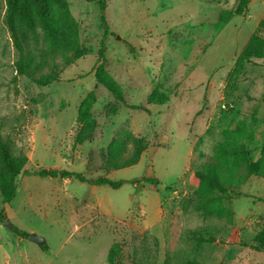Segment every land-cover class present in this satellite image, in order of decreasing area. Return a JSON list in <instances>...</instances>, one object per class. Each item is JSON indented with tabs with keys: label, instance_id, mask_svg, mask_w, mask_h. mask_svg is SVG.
Listing matches in <instances>:
<instances>
[{
	"label": "rangeland",
	"instance_id": "374dc122",
	"mask_svg": "<svg viewBox=\"0 0 264 264\" xmlns=\"http://www.w3.org/2000/svg\"><path fill=\"white\" fill-rule=\"evenodd\" d=\"M66 2L82 55L69 64L54 56L59 79L40 86L16 75L18 52L0 0V132L27 157L14 198L0 197V215L48 247L18 238L0 220V264H107L113 243L120 244L115 264H264V250L252 246L264 226L263 177L232 185L231 218L182 209L196 198L193 171L212 159L228 130L240 126L251 160L264 143V58L233 70L264 0L225 21L219 12L236 0H105V71L121 85L123 102L93 75L103 34L97 0ZM41 37L26 48L35 63ZM154 89L168 99L149 103ZM90 90L96 126L76 144L77 107ZM130 135L147 147L136 164L114 169L111 161L129 157ZM48 167L124 182L113 188L34 173Z\"/></svg>",
	"mask_w": 264,
	"mask_h": 264
},
{
	"label": "trees",
	"instance_id": "16d2710c",
	"mask_svg": "<svg viewBox=\"0 0 264 264\" xmlns=\"http://www.w3.org/2000/svg\"><path fill=\"white\" fill-rule=\"evenodd\" d=\"M104 1L97 0L103 34L93 75L96 82L110 92L114 99L123 102L124 95L121 85L105 71L103 37L108 29V23L104 17ZM250 2L251 0H236V5L232 10L219 12L218 21H225L233 14L246 13ZM4 17L13 46L18 52V58L15 61L16 75H25L35 84L45 86L59 79L58 63L55 62L54 56H60L65 64L81 57L82 48L79 44L77 22L70 14L66 0H5ZM37 32L38 40L39 32H41V39L45 46L43 52H40V60L35 63L32 52L26 48L29 39L37 41ZM261 58H264V16L258 21L255 30L237 54L233 70L238 73L243 69L245 63ZM46 67L50 69L44 72L43 69ZM167 99L165 93L154 89L149 95L148 102L162 104ZM95 102V92L90 90L78 104L77 128L74 136L76 144L89 140L94 132L96 120L90 110ZM133 107L139 108V106ZM241 135L240 126L234 130H228L225 139L214 146L212 159L203 162L193 171L196 198L191 203H184L183 210L191 207L201 216L214 215L231 218L233 215L232 185L242 184L250 175L264 178V143L258 157L251 160L249 148L240 139ZM129 142L132 148L129 157L122 162L111 161V166L114 169L136 164L147 147V143L143 139L133 135H130ZM26 161L25 155L13 152L9 141L0 132V197L3 203L10 202L16 195L18 187L16 178L24 171ZM34 173L40 176L65 179L76 178L92 185H109L113 188H118L124 182V180H112L105 175L86 178L79 172L57 167L39 168ZM141 179L155 187L158 184V179L153 176H143ZM235 194L238 193L235 192ZM0 220H4L1 215ZM11 230L21 239H27L29 235L28 231L16 226H12ZM203 239L198 238V240ZM207 239L211 240L212 238ZM252 243L256 251L264 250V226L253 236ZM39 247L41 250H48L45 243ZM119 252L120 244L113 243L106 256L107 264H115Z\"/></svg>",
	"mask_w": 264,
	"mask_h": 264
},
{
	"label": "water",
	"instance_id": "95a60500",
	"mask_svg": "<svg viewBox=\"0 0 264 264\" xmlns=\"http://www.w3.org/2000/svg\"><path fill=\"white\" fill-rule=\"evenodd\" d=\"M3 224L9 228H11L13 226L12 223L7 221V220H4ZM27 239L29 241L36 243L39 246H41L42 244L45 243L44 237L37 235L36 233H33V232L29 233Z\"/></svg>",
	"mask_w": 264,
	"mask_h": 264
},
{
	"label": "crops",
	"instance_id": "0c3cea01",
	"mask_svg": "<svg viewBox=\"0 0 264 264\" xmlns=\"http://www.w3.org/2000/svg\"><path fill=\"white\" fill-rule=\"evenodd\" d=\"M251 6L249 5V8H250ZM249 8H248V10H249ZM264 11V3L262 4V11H261V13ZM261 13H260V17H259V19L257 20V23H258V21L264 16H262L261 15Z\"/></svg>",
	"mask_w": 264,
	"mask_h": 264
}]
</instances>
